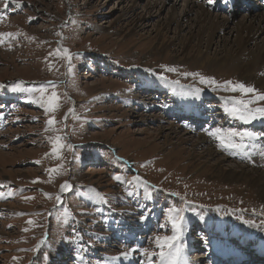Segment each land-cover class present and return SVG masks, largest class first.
<instances>
[{
	"label": "rangeland",
	"instance_id": "obj_1",
	"mask_svg": "<svg viewBox=\"0 0 264 264\" xmlns=\"http://www.w3.org/2000/svg\"><path fill=\"white\" fill-rule=\"evenodd\" d=\"M154 1L160 0H8L5 8L0 0V33L17 34L0 45V85L5 86L0 88V185H5L0 192L6 194L11 189L15 193L0 199V264H59L55 258L66 256L70 259L64 264H80L73 256L78 247L73 229L83 238L85 251L81 255L91 264L119 256L130 247L155 250L152 238L165 234L159 225L171 207L185 210L184 239L186 247L191 244L188 264H198V259L203 261L209 253L210 241L199 240L197 230L203 238L212 233L219 240L221 234L212 231L221 224L235 234L238 231L264 240V201L250 185L253 169L264 170V149L244 162L233 159L234 153L222 150L208 135V130L216 127L264 132V127H251L264 121L242 125L231 120L223 111V98L229 93L211 91L183 73L199 72L220 82L242 81L262 92L264 84L238 74V62L231 61L235 54L230 47L236 48L233 31L219 33L210 44L205 35V44L193 40L187 45L189 32L183 29L192 28L195 13L200 11L195 8L187 17L182 15L186 3L194 0H168L164 9L145 14L143 6ZM196 1L211 10L212 4ZM173 4L178 16L168 23ZM249 12L235 10L230 28L244 23ZM216 14L228 16L222 10ZM262 41L264 37H259L256 43ZM254 46L249 44V50ZM57 47L69 49L73 57L79 54L72 60L73 75H68L65 60L50 55ZM164 68L177 72H164ZM151 72L163 73L169 82L179 80L180 84L158 80ZM19 81L24 82L22 87L49 81L58 85L55 90L61 107L52 115L59 131L45 132L51 116L10 90ZM148 83L156 84L158 91H147ZM196 87H204L199 99L178 94L181 88L191 91ZM196 106L204 110L199 125L168 117L173 110L182 113ZM207 108L210 113L206 114ZM69 109H74L79 119L70 116L65 121ZM169 125L176 132L171 137L167 131L162 133ZM55 135L65 137L63 143L73 146L65 147L59 159L51 155L47 139ZM196 135H202L213 152L224 155L230 162L227 165L239 164L251 173L237 181L226 179L211 166L215 161L204 155L207 150L197 148ZM61 164L63 174L53 173L50 180L48 170ZM222 168L226 171V164ZM134 176L147 185L126 183ZM37 179L40 182L32 183ZM66 181L73 188L58 205L55 197ZM91 189L102 194L107 203L91 200ZM65 208L71 220L62 222ZM145 209L148 218L141 222ZM134 255V263L140 264L142 257Z\"/></svg>",
	"mask_w": 264,
	"mask_h": 264
},
{
	"label": "snow or ice",
	"instance_id": "obj_2",
	"mask_svg": "<svg viewBox=\"0 0 264 264\" xmlns=\"http://www.w3.org/2000/svg\"><path fill=\"white\" fill-rule=\"evenodd\" d=\"M228 0H225L227 3ZM209 4L214 3V0H208ZM5 8L8 6V0H4ZM30 20L32 18H29ZM17 34L13 33H0V45L6 42V39H14ZM59 35V33L57 34ZM10 50V49H9ZM57 58L65 60L68 65V75H73L72 60L78 58L73 57L70 50L63 47H57L54 53ZM146 71H150L147 70ZM164 72L176 73L175 68H164ZM151 75L156 77V79L164 81L166 83H171L174 85H179L180 81H168V78L163 73L157 74L151 72ZM185 78L191 77L194 81H197L199 85L207 87L211 91L225 92L229 93L228 96L223 98L224 108L223 111L225 115L234 121H239L242 125L252 124L255 121H264V92L260 91L254 85L246 84L242 81L226 80L223 82L217 81L214 77H206L199 72H188L183 73ZM264 75V73H261ZM23 81L16 82L11 86V91L13 93H20L24 95L25 102L32 103L43 110L46 116H51L46 121L45 132H57L58 129L55 125L58 123L55 120L54 114L61 107L60 94L55 90L58 85L54 82L49 81L46 84L32 86H23ZM4 85H0V88H4ZM204 87H196L191 91H186L183 88L179 91V95L182 98H187L192 96L193 99H199L200 95L204 91ZM64 96L67 98V94ZM72 117L74 119H79L75 115L74 109H69L68 113L65 114V121ZM208 135L218 142V147L222 150L228 151L229 153H240L242 155H250L249 149L254 146V142L257 140H264V132H256L249 130L246 127L242 128H228L223 129L221 127H216L215 129L208 130ZM48 142L51 145V155L56 158H61L62 150L67 147L72 149L73 146L63 143L65 137L60 135L49 136ZM264 156V151L261 152ZM78 159V157H74ZM36 163H39L38 161ZM63 164H61L56 169H49V179H52V174H63ZM114 179L118 182L121 180L120 176H114ZM40 182L38 179L32 181V183ZM128 184L142 183L147 185V181L142 180L139 176H134L131 181H126ZM0 187H5V185H0ZM73 186L69 182H65L60 186V194H58L55 199L58 205L63 203V195L67 192L72 191ZM23 191V190H21ZM91 192L90 199L94 202H99L102 204L107 203V199L95 191L94 189L89 190ZM132 195V192L128 193ZM15 193L9 189L5 194L0 192V199H6L7 197L14 196ZM48 198L50 194L44 193ZM170 195H179L170 193ZM150 198V196L148 197ZM25 199H33V197H25ZM148 210L145 209V214L141 216V222L148 218ZM166 219L164 223H161L159 227L165 230V234H157L152 238V243L154 244L153 249L149 248H138L130 247L125 251H122L119 256L106 258L103 262H98V264H126L135 258L134 254H138L142 259L140 264H188V260L185 256L186 251V241L184 239L186 235V223H185V210L180 207H171L165 214ZM203 219V217H201ZM71 214L67 208L64 209V217L62 222L70 221ZM246 224H253L252 221H243ZM32 223V221H28ZM170 231V235L167 232ZM73 235L75 236V243L77 244L76 250V260L80 264H91L86 258L81 255V252L85 251L84 245L82 244V237L73 229ZM35 251V249H34ZM155 258V259H154ZM13 259H16L15 257ZM44 261L48 260L47 255L44 256Z\"/></svg>",
	"mask_w": 264,
	"mask_h": 264
},
{
	"label": "bare ground",
	"instance_id": "obj_3",
	"mask_svg": "<svg viewBox=\"0 0 264 264\" xmlns=\"http://www.w3.org/2000/svg\"><path fill=\"white\" fill-rule=\"evenodd\" d=\"M135 1L136 0H134V2ZM167 2H168V0H160L159 2L154 1L153 4L148 3V4L143 6V12L147 11L145 14H149L150 15V11H152L153 9H156V11L164 9L166 4H167ZM197 2L198 1L194 0L192 2L190 1L189 3H186L185 9L183 11L184 13L182 15L183 18L187 17V15H189L191 12H193L195 10V8H197V11L198 10L200 11L198 13L194 12L196 14L194 16V19H193L195 24H192V28H190L189 27L190 25H189L188 27H185V29H183L185 31L187 29V31L189 32L188 36H189L190 39H189V42H188L187 45L189 46L193 42V40L197 41L198 45L202 44V42L204 40L203 37L205 35L207 36L206 38H208V41H209V44H210V43H212L214 41V40L211 41L213 39V37L217 36L219 33H223V32H225L227 30H230L231 32L233 31V33H235V37L232 40V42H233V45L236 48L234 50V48L230 47V50L233 49V52L235 54L234 57L231 59V61L232 60H236L238 62V65H237L238 74L241 75L244 78L251 79L252 83L255 82V80L258 78L259 79L258 80L259 83L264 84V75H261V73H264V44H263L264 42L262 41L261 42L262 44H257L256 43V41H257V39L259 37H264V15H263V13L260 14V15L258 14V16H255V14L253 15V13L255 11H253V9H250L249 10L250 11L249 12V17H246V18L243 19V21H245V22L241 23V24H237L232 29V28H230V22L232 23V17L235 15V8H234V12L232 13V16L229 15L227 17H224V18L221 17L220 18L218 14L214 15L215 13L212 12V10L208 11V9H205V8L203 9V7L198 5ZM133 9H135V4L132 5V10H131L132 12H133ZM170 10H171V12H170V15H169L168 23H170L173 18L175 19L176 18L175 16H178V15H176V10H175V5L174 4L171 5ZM250 13H252V14H250ZM251 15H253V16L251 17ZM143 18H145V17H143ZM187 24H189V23H187ZM177 27H178L177 31L181 32L182 29L180 28V25H178ZM181 27H182V25H181ZM241 33H242V35H241ZM221 35H220V37H221ZM223 40H225V39H223ZM223 40H220L221 43H223L222 42ZM157 42H156V44H157ZM205 42H203V43L205 44ZM227 43H228V40L225 41V43L223 45H225ZM251 43H255V46H254L255 48L253 50H249V48H248V45L251 44ZM153 87L154 86H149L148 90L150 91V89L153 88ZM154 89H156V88H154ZM111 103L114 104V102H111ZM170 125L166 126V128L162 129V133H163V131H167L168 132L167 133L168 137H171L172 135H174L176 133L174 128H173L174 126L173 125L170 126ZM263 125H264V123L261 124V126H263ZM159 129L161 130V128H159ZM262 132H263V130H262ZM184 137H185V135H184ZM196 138H197L196 142L198 143L197 144V148L198 147H203L205 149V151L207 150L206 152L203 151L204 155L206 157H209L210 159H214V161H215V163L211 164V166H215V168L218 171L223 172L224 173V177L226 179H229L230 181H232V180L237 181V180L244 179L245 175H249L251 173L250 170L244 169V167L242 165H241L242 167L239 166V164L238 165L235 164V167H231V166L227 165V163L230 164L229 160L226 159L224 155H221L219 153L216 154L215 152L212 151V149H209L211 147L207 146L208 142L202 135H196ZM169 139H166V141L169 140ZM254 144L257 147H259V145L256 143V141L254 142ZM194 154L195 153H193V155ZM224 164H226V166H227V170L226 171H225L224 168H222V166ZM259 164H261V163H259ZM205 165H206V162L204 163V166ZM253 173H254V176H253L252 180L250 181V185L256 189L257 196H258L259 200H263L264 201V170H262V171L260 170L259 171L257 169L256 170L253 169ZM187 223H188V221H187ZM223 228H225L224 230L227 229L226 227H223ZM235 238H237V240H239V239L241 240L242 239L240 234L236 235ZM227 246H230V244L228 243ZM250 250H253L255 254L263 255L264 254V240H260L259 239V240H257V242H253L252 243V247H250ZM229 253H230V250L227 249V248H224L223 251L221 252L222 255H228ZM67 259L68 258H66V259L62 258L61 260H59V263H60V261L64 263L65 261H67ZM129 264H130V262H129Z\"/></svg>",
	"mask_w": 264,
	"mask_h": 264
}]
</instances>
